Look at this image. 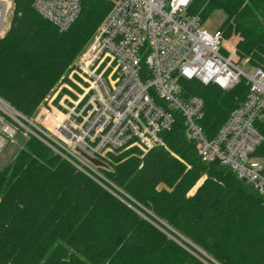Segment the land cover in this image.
I'll return each instance as SVG.
<instances>
[{
	"label": "trees",
	"instance_id": "obj_1",
	"mask_svg": "<svg viewBox=\"0 0 264 264\" xmlns=\"http://www.w3.org/2000/svg\"><path fill=\"white\" fill-rule=\"evenodd\" d=\"M33 2L15 0L11 28L0 39V99L27 118L38 114L112 8L110 0H81L79 16L61 31ZM216 10L227 16L218 28L225 37L239 36L238 54L264 65V0H193L188 13L204 23ZM181 82L187 96L204 100L208 137L249 90L245 79L229 91ZM0 116L12 123L1 109ZM175 118L161 133L168 147L107 157L106 177L132 206L29 134L0 170V264H264V196L219 161L204 162L183 117ZM257 154L264 157V144Z\"/></svg>",
	"mask_w": 264,
	"mask_h": 264
},
{
	"label": "built area",
	"instance_id": "obj_2",
	"mask_svg": "<svg viewBox=\"0 0 264 264\" xmlns=\"http://www.w3.org/2000/svg\"><path fill=\"white\" fill-rule=\"evenodd\" d=\"M192 1L112 0L91 44L62 77L55 98L64 88L74 94L63 97L64 108L50 106L27 118L0 99L15 111V120L3 112L12 123L0 116L4 131L13 137L22 128L25 135H35L132 206L122 197L128 194L106 178L107 157L131 149L144 156L167 147L161 133L173 127L177 112L204 162L219 161L264 196V157L257 154L264 143V65L252 67V73L242 69L237 49L223 50L224 33L206 30L199 14L188 13ZM33 7L63 31L79 16L81 0H34ZM14 9L15 0H0V39L11 28ZM183 79L226 91L245 79L249 90L216 135L208 137L201 123L204 100L187 96Z\"/></svg>",
	"mask_w": 264,
	"mask_h": 264
},
{
	"label": "rangeland",
	"instance_id": "obj_3",
	"mask_svg": "<svg viewBox=\"0 0 264 264\" xmlns=\"http://www.w3.org/2000/svg\"><path fill=\"white\" fill-rule=\"evenodd\" d=\"M110 2L112 4V0H110ZM13 13H14V11H13ZM13 13L10 16L11 20L13 17ZM226 17L227 16H226L224 11L216 10L213 13H211L207 17V19H205V21L203 23V27L210 32H215L224 23V21L226 20ZM100 25L98 26V28L100 27ZM98 28H97V30H98ZM97 30L95 31L94 36L96 35ZM94 36H93V38H94ZM93 38L90 40V42L87 44V46L85 47V49L83 51H85L88 48V46L91 44ZM239 39L240 38L237 34H233L229 38L225 37V40L223 42V50L225 52H228V51L232 50L233 48L237 49V43H238ZM237 52H238V49H237ZM237 61L239 62V66L242 69H244L248 73H252L251 68L254 67V65L251 64L249 58H242L238 54ZM256 66H259V65H256ZM67 73H68V71L66 72V74ZM61 81H62V77L60 78L58 83L54 86V88L51 90V92L47 95V99H45L44 103L39 108L38 113L42 112V110H44L45 108H49L50 106H53L54 108H60V109L64 108V106L61 105V103H60L62 101L63 97L65 95H69V96L74 95L67 88H64L59 93V95L55 98L56 92L58 91L59 87L62 85ZM76 90H78V89H76ZM64 103L70 104V101L68 99L67 100L65 99ZM0 108L3 110V112L7 116H9L11 119L15 120V111L12 108L9 109L4 104H1ZM8 133L9 132L4 131V129L2 128V125H0V170H2L5 166H7L8 163L11 162L16 157V155L18 154L20 149L23 147L25 140L28 139V137H27V135H25V133H24V135H21V136H17L13 133L14 134L13 137H11V135H9ZM127 151H129V150H127ZM130 151H137V150L131 149ZM104 174H105V172H104ZM205 179H206V177H203L202 179H200L194 185V187L191 189V191L189 192V195H193L196 192V190L198 189V187L203 184ZM128 198L134 201V199L130 195H128ZM199 252L201 253V251H199ZM212 264H219V263L217 260L216 261L214 260Z\"/></svg>",
	"mask_w": 264,
	"mask_h": 264
},
{
	"label": "water",
	"instance_id": "obj_4",
	"mask_svg": "<svg viewBox=\"0 0 264 264\" xmlns=\"http://www.w3.org/2000/svg\"><path fill=\"white\" fill-rule=\"evenodd\" d=\"M83 155H85V157H87L89 160H91L93 163H95L96 165L99 166H105V163L97 158H94L90 155H88L86 152L83 151Z\"/></svg>",
	"mask_w": 264,
	"mask_h": 264
},
{
	"label": "bare ground",
	"instance_id": "obj_5",
	"mask_svg": "<svg viewBox=\"0 0 264 264\" xmlns=\"http://www.w3.org/2000/svg\"><path fill=\"white\" fill-rule=\"evenodd\" d=\"M221 128V127H220ZM172 129V128H171ZM219 130V129H218ZM166 143V142H165ZM264 144V143H263ZM167 145V144H166ZM168 147V146H167ZM168 149V148H167ZM259 150V149H258ZM262 150V149H261ZM122 158V157H121ZM123 159V158H122ZM118 193V192H117Z\"/></svg>",
	"mask_w": 264,
	"mask_h": 264
}]
</instances>
